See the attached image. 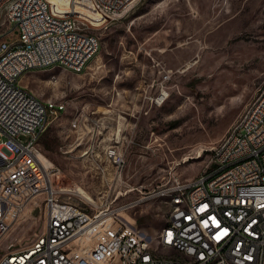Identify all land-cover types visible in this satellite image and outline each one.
Instances as JSON below:
<instances>
[{
  "label": "rangeland",
  "instance_id": "374dc122",
  "mask_svg": "<svg viewBox=\"0 0 264 264\" xmlns=\"http://www.w3.org/2000/svg\"><path fill=\"white\" fill-rule=\"evenodd\" d=\"M49 1L66 7L69 0ZM85 12V30L100 42L87 68L53 67L19 79L42 101L66 107L37 145L53 165L44 167L54 189L68 191L60 200L116 207L140 196L130 190L114 201L119 192H148L171 172L192 179L208 171L210 150L264 88V0H139L108 21ZM162 88L168 96L162 92L159 102ZM110 146L124 155L120 177L105 157ZM161 202L122 216L152 237L166 223ZM3 205L11 199L0 198ZM42 209L41 197L23 205L0 241V257L34 240Z\"/></svg>",
  "mask_w": 264,
  "mask_h": 264
},
{
  "label": "built area",
  "instance_id": "2783aa9c",
  "mask_svg": "<svg viewBox=\"0 0 264 264\" xmlns=\"http://www.w3.org/2000/svg\"><path fill=\"white\" fill-rule=\"evenodd\" d=\"M138 1L69 0L63 7L49 0H0V198L11 199V206H0V241L25 203L43 202L42 230L27 247L1 256L0 264H264V139L231 153L243 131H264V88L210 150V170L192 179L171 172L148 192L133 188L114 200L137 190L132 201L116 207L86 201L88 209L60 200L59 193L68 191L50 182L44 164L53 165L37 145L49 119L66 107L42 101L19 79L47 67L82 73L100 47L96 34L85 30V11L108 21ZM105 157L120 177L123 153L110 146ZM163 192H174V199L161 202ZM153 197H160L167 219L149 237L122 214ZM1 207L9 214L1 215Z\"/></svg>",
  "mask_w": 264,
  "mask_h": 264
},
{
  "label": "bare ground",
  "instance_id": "6f19581e",
  "mask_svg": "<svg viewBox=\"0 0 264 264\" xmlns=\"http://www.w3.org/2000/svg\"><path fill=\"white\" fill-rule=\"evenodd\" d=\"M50 3L53 4L52 1ZM89 13H93V12H89ZM50 68H53V67H47L46 69H50ZM164 98H165L164 94H161L160 98H158V101L160 102L164 100ZM263 139H264L263 130L243 131V138L235 140L233 142V146H231V153H238V151L248 148V140H263ZM77 193L78 195L86 198V196L82 194L81 191H77ZM157 198H160V197H153V199H157ZM161 199L167 202L172 201L174 199V192L161 193Z\"/></svg>",
  "mask_w": 264,
  "mask_h": 264
},
{
  "label": "crops",
  "instance_id": "0c3cea01",
  "mask_svg": "<svg viewBox=\"0 0 264 264\" xmlns=\"http://www.w3.org/2000/svg\"><path fill=\"white\" fill-rule=\"evenodd\" d=\"M22 77H23V76H22ZM22 77H21V78H22Z\"/></svg>",
  "mask_w": 264,
  "mask_h": 264
}]
</instances>
